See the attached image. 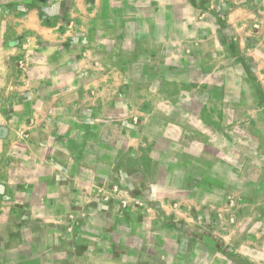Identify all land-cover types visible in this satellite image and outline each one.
Instances as JSON below:
<instances>
[{
    "label": "crops",
    "instance_id": "crops-1",
    "mask_svg": "<svg viewBox=\"0 0 264 264\" xmlns=\"http://www.w3.org/2000/svg\"><path fill=\"white\" fill-rule=\"evenodd\" d=\"M259 96L264 0H0V264L260 263L264 172L228 188L254 233L214 225L198 244L165 227L152 249H130L132 226L113 229L93 190L130 153L157 156V117L183 132L245 121L264 158Z\"/></svg>",
    "mask_w": 264,
    "mask_h": 264
},
{
    "label": "rangeland",
    "instance_id": "rangeland-1",
    "mask_svg": "<svg viewBox=\"0 0 264 264\" xmlns=\"http://www.w3.org/2000/svg\"><path fill=\"white\" fill-rule=\"evenodd\" d=\"M23 56L21 53L14 62L20 74L18 62ZM240 68L237 66V71L232 70L233 68L229 70L231 82L233 75L237 77L239 70L251 72L250 66L246 64ZM260 80L263 78L256 80L252 77L251 80L242 79L241 83L245 82L252 90L260 93ZM262 99L259 96L260 109L264 107ZM229 119L218 130L205 129L195 121L191 131L183 132L157 117V156L130 153L127 160L116 163L112 173L93 186L96 205L101 209L99 211L104 212L113 229L123 222L132 226L130 249L135 250L143 243L148 249L160 244L161 234L169 232L165 227H175L185 237L190 235L189 239H195V243L202 240L205 232L212 234L214 225L226 232L233 227L244 230L245 233L252 229L255 232L256 226L246 224L252 221L247 218L249 212H245L247 215L239 214L240 196L228 191V188H240L245 184L244 175L248 177L247 172L254 175L257 171L260 177V172H264V158L253 154L255 145L250 139L245 121H242L240 128H235L236 125H232L235 123L233 118L229 116ZM137 120L139 121L136 117L133 118L134 123ZM259 124L261 125L260 122ZM170 140L186 143L176 144ZM7 146L8 144L1 143V152ZM145 149L150 151L147 147ZM154 157L157 159V166L151 164ZM147 158L150 161L148 166L153 168L149 171L146 169ZM249 195L251 194L248 192L245 197ZM130 218L132 220L128 221ZM156 218L157 225L153 224ZM69 228L72 229V226ZM122 232L119 230L116 234L120 235ZM123 234L125 237L126 233ZM210 243L215 249L223 250L225 247L212 238ZM183 245L188 248L190 241L183 242ZM224 251H228V248H224ZM134 255L131 252V260ZM260 259L262 263L263 255ZM226 264H246V259L228 257Z\"/></svg>",
    "mask_w": 264,
    "mask_h": 264
},
{
    "label": "built area",
    "instance_id": "built-area-1",
    "mask_svg": "<svg viewBox=\"0 0 264 264\" xmlns=\"http://www.w3.org/2000/svg\"><path fill=\"white\" fill-rule=\"evenodd\" d=\"M18 65L21 69V72L25 71L26 70V66H25V63L23 61V59H21L19 62H18Z\"/></svg>",
    "mask_w": 264,
    "mask_h": 264
}]
</instances>
